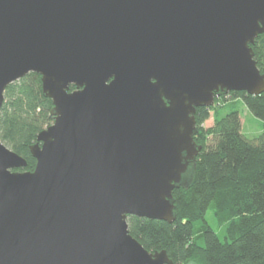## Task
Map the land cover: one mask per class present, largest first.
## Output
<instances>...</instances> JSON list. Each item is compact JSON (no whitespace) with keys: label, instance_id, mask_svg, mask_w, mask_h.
Instances as JSON below:
<instances>
[{"label":"water","instance_id":"obj_1","mask_svg":"<svg viewBox=\"0 0 264 264\" xmlns=\"http://www.w3.org/2000/svg\"><path fill=\"white\" fill-rule=\"evenodd\" d=\"M260 33L264 0H0V107L36 72L53 115L32 170L0 140V264H174L127 216L174 220L195 108L264 91Z\"/></svg>","mask_w":264,"mask_h":264},{"label":"trees","instance_id":"obj_2","mask_svg":"<svg viewBox=\"0 0 264 264\" xmlns=\"http://www.w3.org/2000/svg\"><path fill=\"white\" fill-rule=\"evenodd\" d=\"M251 47L264 72V33ZM239 99L261 120L254 138L241 131ZM51 108L36 72L4 90L0 140L25 158L24 170L35 166L29 146L52 123ZM194 116L193 139L201 149L190 182L172 190L174 220L128 215V230L147 250L164 249L174 264H264V91H222L213 105L196 107ZM210 116L213 122L205 127ZM208 211L214 225L206 218Z\"/></svg>","mask_w":264,"mask_h":264},{"label":"rangeland","instance_id":"obj_3","mask_svg":"<svg viewBox=\"0 0 264 264\" xmlns=\"http://www.w3.org/2000/svg\"><path fill=\"white\" fill-rule=\"evenodd\" d=\"M236 108L238 109L242 133L249 138L256 137L261 132V120L256 116H254L246 108V106L240 99L236 102ZM212 122H213V118L212 116H210L207 120H205L203 125L207 127L210 126ZM206 218L209 221V223H211V225H214L210 211L206 213ZM185 264H195V263L193 261H188Z\"/></svg>","mask_w":264,"mask_h":264},{"label":"flooded vegetation","instance_id":"obj_4","mask_svg":"<svg viewBox=\"0 0 264 264\" xmlns=\"http://www.w3.org/2000/svg\"><path fill=\"white\" fill-rule=\"evenodd\" d=\"M220 92H222V91H219V92L216 93V96H217V97L220 95Z\"/></svg>","mask_w":264,"mask_h":264}]
</instances>
